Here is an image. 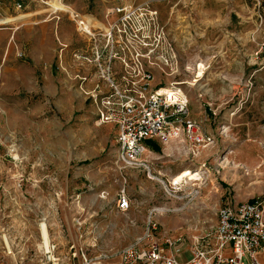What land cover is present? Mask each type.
<instances>
[{"label":"rangeland","instance_id":"obj_1","mask_svg":"<svg viewBox=\"0 0 264 264\" xmlns=\"http://www.w3.org/2000/svg\"><path fill=\"white\" fill-rule=\"evenodd\" d=\"M116 1L91 7L102 16ZM129 1H150L160 12L179 55L175 80L184 83L189 117L214 143L197 157L184 139L146 144L155 152L145 156L151 179L119 169L115 130L95 123L79 88L68 89L62 105H39L25 90L2 97L0 264H53L51 244L72 264L80 249L114 253L148 229L146 243L180 238L176 248L188 257L195 238L214 232L221 206L264 201V0ZM186 170L203 180L177 189L172 178ZM124 185L132 200L125 214L116 205Z\"/></svg>","mask_w":264,"mask_h":264},{"label":"built area","instance_id":"obj_2","mask_svg":"<svg viewBox=\"0 0 264 264\" xmlns=\"http://www.w3.org/2000/svg\"><path fill=\"white\" fill-rule=\"evenodd\" d=\"M70 12L77 31L87 41V47L72 57L81 67H91L88 74H76L78 88L93 108L95 123L114 128L116 163L121 171L139 170L153 178L152 163L144 157L148 143L184 139L190 144L192 157L214 143V137L189 117L190 100L184 83L175 80L180 72L175 43L150 1L120 0L106 13L105 22L93 15ZM65 48L67 45L61 44L60 53ZM61 63L62 55L60 68L65 72ZM116 205L123 214L132 207L125 185L117 192ZM148 238L149 229L114 253L91 256L88 250L80 249L73 253L77 261L72 264H245V258L250 264H263L259 256L264 257V201L221 206L214 232L195 238L188 257L176 248L180 238L149 244L145 242ZM56 248L51 244L48 261L64 264L55 257Z\"/></svg>","mask_w":264,"mask_h":264},{"label":"crops","instance_id":"obj_3","mask_svg":"<svg viewBox=\"0 0 264 264\" xmlns=\"http://www.w3.org/2000/svg\"><path fill=\"white\" fill-rule=\"evenodd\" d=\"M119 2L105 4L101 16L91 6H102L103 0H0V99L25 90L27 100L38 99L39 105L66 103L67 90L80 84L76 74H88L91 67H81L72 57L87 47V41L64 10L68 7L105 22L106 13ZM61 44L67 45L63 54Z\"/></svg>","mask_w":264,"mask_h":264},{"label":"bare ground","instance_id":"obj_4","mask_svg":"<svg viewBox=\"0 0 264 264\" xmlns=\"http://www.w3.org/2000/svg\"><path fill=\"white\" fill-rule=\"evenodd\" d=\"M57 8V6H56ZM59 8H57L58 10ZM68 14L69 13H72L70 11H73L72 9L68 8L66 10ZM201 67L204 68V65H201ZM182 141V139H180ZM177 141V140H176ZM147 153H150V152H146ZM203 180L202 178V175L200 172H191V171H184L178 175H176L175 177L172 178V181H171V184L174 185V186H177V189H181L184 185H192V186H198L201 184V181ZM179 187V188H178ZM41 233H42V239H43V249H45V252L46 250L48 251L49 250V242H50V235H49V231H48V227L45 223H43L41 225Z\"/></svg>","mask_w":264,"mask_h":264}]
</instances>
